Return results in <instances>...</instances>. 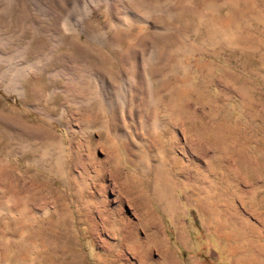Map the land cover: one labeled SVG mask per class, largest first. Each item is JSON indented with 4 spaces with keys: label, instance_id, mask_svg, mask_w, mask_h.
Segmentation results:
<instances>
[{
    "label": "rangeland",
    "instance_id": "1",
    "mask_svg": "<svg viewBox=\"0 0 264 264\" xmlns=\"http://www.w3.org/2000/svg\"><path fill=\"white\" fill-rule=\"evenodd\" d=\"M145 2L168 14L114 30L96 9L83 26L104 42L60 30L56 53L0 22V53L28 47L0 63V264H264V0Z\"/></svg>",
    "mask_w": 264,
    "mask_h": 264
},
{
    "label": "bare ground",
    "instance_id": "2",
    "mask_svg": "<svg viewBox=\"0 0 264 264\" xmlns=\"http://www.w3.org/2000/svg\"><path fill=\"white\" fill-rule=\"evenodd\" d=\"M82 1L86 2L85 4L90 3V5L93 7L91 6L88 7V9L86 10V15L84 14L85 16H81L79 18L81 22H74L72 20V17L70 18L71 15L69 17L66 16L67 14H72L71 10L68 9L71 8V6L73 7L72 10L77 9L78 6H80V2ZM135 1L136 0H17V2L14 3V5H11L9 7L8 5L6 6L7 3L4 5L2 3L3 1L0 0V22H2L3 24L2 27L4 26L11 28L13 27L14 32L18 30L22 31L25 28L31 29L34 37H42L49 42L50 49L48 48L47 50L56 53L55 52L56 49L63 42V34H60L61 33L59 32L60 30H62L64 33H71V35L72 34L80 35L81 33H83L84 35H86L87 39L92 41L93 43L95 42L97 44L98 43L102 44L104 42L105 33L97 31V33L89 35V33H86L85 27L83 26V21L87 19L89 16H91L96 9L104 8L107 17L112 18L111 28L114 30L129 29L135 24L145 26L149 23V20L152 15L153 16L154 14L163 15L164 13L168 14V10L166 12V9H164L165 7L163 6V4L161 5L158 3L154 6L153 5L151 6V4L148 5L145 2V0H140L141 2L139 3L138 8L141 11V12L139 11L141 15L138 16L129 8V4L130 3L135 4L134 3ZM95 5H97L96 8ZM21 19L24 20L21 22ZM4 30L0 31V47L5 48L13 43V34H11L9 31L8 32L10 34L9 33L6 34L3 32ZM7 30L10 29L7 28ZM16 34L18 33H15V35ZM16 47L19 48V46H15V48ZM18 48L15 49V52H11L8 54L0 53V63L3 62L4 64H9L15 58L18 59L19 61L18 65H20L21 67L28 65L24 61V56L28 47H24L20 50ZM43 51H44L43 47L37 48L35 54L37 53V55L40 54L41 56ZM42 56H44L45 58L44 57L38 58V60L35 61L34 63L37 69L36 71L43 70L55 58V55L51 52L48 54H43ZM2 72L4 73V69ZM12 73L13 72L7 75L0 74V83L1 84L5 83L7 77L9 78L12 75ZM52 74L50 73L51 77ZM57 74H59V76L64 78L67 82L75 83L82 87L86 86L87 89L89 88L90 90L89 97L91 99L93 98L96 99V96L98 95H102L103 98V95H105L106 91H108L105 88V82L103 81V79H101L95 72H93L88 68L82 67L81 70H78L64 66L61 67L56 72H54V75L57 76ZM132 81L133 79L131 78L125 81L123 80L121 83V87H119V90L116 92V95L119 97L120 95L123 96L127 94L130 91V86L132 84ZM17 86H18L17 87L18 91L22 92L21 86L20 85ZM83 101H87V99ZM108 106H110V104H108ZM108 106L106 107L108 108Z\"/></svg>",
    "mask_w": 264,
    "mask_h": 264
}]
</instances>
